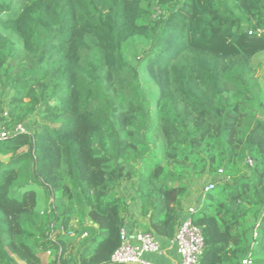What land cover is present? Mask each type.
Instances as JSON below:
<instances>
[{"label": "trees", "instance_id": "1", "mask_svg": "<svg viewBox=\"0 0 264 264\" xmlns=\"http://www.w3.org/2000/svg\"><path fill=\"white\" fill-rule=\"evenodd\" d=\"M263 29L264 0H0V264H111L196 185L197 264H264Z\"/></svg>", "mask_w": 264, "mask_h": 264}, {"label": "built area", "instance_id": "2", "mask_svg": "<svg viewBox=\"0 0 264 264\" xmlns=\"http://www.w3.org/2000/svg\"><path fill=\"white\" fill-rule=\"evenodd\" d=\"M248 33L253 34L251 31ZM255 34L257 36L264 35V29L257 30ZM0 118H2V121H0V142L9 140L14 135L24 132L21 125L13 128L6 125L9 120L7 110L4 109L0 113ZM220 173L221 171H219ZM213 187L212 183L207 184L201 195L208 193ZM196 209V205L186 208L184 219L178 226L174 237L165 242H161L150 231L125 225L120 230V245L111 256V264H159L152 261L150 256L165 255L166 247L174 248L178 259L177 262L169 264H197L202 256L204 243L201 231L193 224L191 219ZM262 214H264V208ZM254 237H256V233H254ZM241 264H252V259L248 257L242 260Z\"/></svg>", "mask_w": 264, "mask_h": 264}, {"label": "rangeland", "instance_id": "3", "mask_svg": "<svg viewBox=\"0 0 264 264\" xmlns=\"http://www.w3.org/2000/svg\"><path fill=\"white\" fill-rule=\"evenodd\" d=\"M254 64L255 65H258L257 68L255 69V75L256 77L258 78L259 82L261 83V85L264 84V54H261L259 56H256L253 60ZM142 81L143 82H147L149 83L148 79L147 78H142ZM11 92L9 90H7L5 93H3L2 97H1V100L2 99H8L9 96H10ZM211 178H206V181L204 182L206 185L207 184H210ZM201 186V185H200ZM200 186H195L194 187V194L196 196V194H198V190L201 188ZM36 193H37V205H38V210L39 211H42V208L45 207V204H44V198H43V193L41 190H39L38 188H34ZM118 195H122L125 197V200L127 201L128 205L131 206L130 208H134V201H135V198H134V195H133V188L131 185H127V186H124L120 189H118V192H117ZM43 198V199H42ZM194 198V197H193ZM192 205L191 206H194L195 203L197 202L196 199H192ZM41 204V207L39 206ZM194 204V205H193ZM41 208V209H39ZM74 225H77V221L74 220L73 221ZM140 229H144V226L143 227H140ZM49 255V254H48ZM255 259H258V260H262L264 261V253L260 254L259 256L253 258V260ZM20 263V262H19ZM22 264V263H20Z\"/></svg>", "mask_w": 264, "mask_h": 264}, {"label": "crops", "instance_id": "4", "mask_svg": "<svg viewBox=\"0 0 264 264\" xmlns=\"http://www.w3.org/2000/svg\"><path fill=\"white\" fill-rule=\"evenodd\" d=\"M195 187V186H194ZM194 187L192 188L191 192H190V196H189V199H187L184 203V207L185 208H188L190 207V205H192V199H197V194L195 196L194 194ZM194 197V198H193ZM43 199V198H42ZM44 200V199H43ZM194 205V204H193ZM41 207V204L39 205ZM41 209V208H39ZM44 208H42V211H43ZM134 214V219L137 220V221H141V217H140V214H139V211L138 209H134L132 211ZM143 223H146L145 221H143ZM138 229V228H137ZM165 255L163 256H156V255H153V256H150V259L154 262H157V263H161V264H169V263H172V262H177L178 259H177V255H176V252H175V249L174 248H171V247H166V250H165ZM50 257V254L46 255L43 260L44 262L46 263L48 261Z\"/></svg>", "mask_w": 264, "mask_h": 264}]
</instances>
